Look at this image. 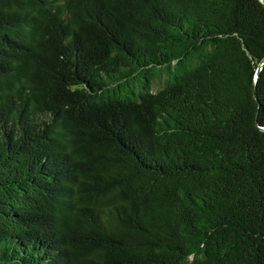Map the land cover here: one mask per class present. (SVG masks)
<instances>
[{
  "label": "trees",
  "instance_id": "16d2710c",
  "mask_svg": "<svg viewBox=\"0 0 264 264\" xmlns=\"http://www.w3.org/2000/svg\"><path fill=\"white\" fill-rule=\"evenodd\" d=\"M0 264H264V2L0 0Z\"/></svg>",
  "mask_w": 264,
  "mask_h": 264
},
{
  "label": "rangeland",
  "instance_id": "374dc122",
  "mask_svg": "<svg viewBox=\"0 0 264 264\" xmlns=\"http://www.w3.org/2000/svg\"><path fill=\"white\" fill-rule=\"evenodd\" d=\"M264 2V0H262Z\"/></svg>",
  "mask_w": 264,
  "mask_h": 264
}]
</instances>
